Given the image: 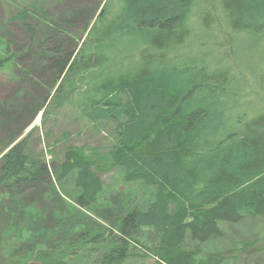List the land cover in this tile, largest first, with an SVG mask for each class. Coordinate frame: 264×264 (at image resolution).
Instances as JSON below:
<instances>
[{
	"label": "trees",
	"instance_id": "trees-1",
	"mask_svg": "<svg viewBox=\"0 0 264 264\" xmlns=\"http://www.w3.org/2000/svg\"><path fill=\"white\" fill-rule=\"evenodd\" d=\"M62 1L0 0V74L28 79L51 62L59 84L43 124L70 107L94 131L113 123L115 141L80 148L65 132L46 150L61 144V157L46 163L30 133L0 160V264H236L249 255L248 243L229 254L199 246L221 239V224L264 219V0H100L83 24L84 11H54ZM116 171L151 189V202L123 213L101 206L102 176Z\"/></svg>",
	"mask_w": 264,
	"mask_h": 264
},
{
	"label": "rangeland",
	"instance_id": "rangeland-1",
	"mask_svg": "<svg viewBox=\"0 0 264 264\" xmlns=\"http://www.w3.org/2000/svg\"><path fill=\"white\" fill-rule=\"evenodd\" d=\"M99 1L63 0L55 5L54 11L59 13L70 11L67 12L68 14H73L77 10L84 11V15H86L78 20L79 24H83L84 19L88 20L93 15L96 17L101 12L103 5L100 3L98 5ZM0 17H2L1 8ZM12 31H15L17 42L20 43L22 33L18 28H12ZM31 57L32 59L35 58L34 54L31 53ZM49 63L51 62H47L46 71H42V64H40L35 72H31V76L28 79L23 78L18 70L0 74V160L30 133L32 135L29 139L31 148L38 153H43L46 163L61 157L60 153L63 149L61 144L56 147L53 155L46 150L50 149L49 151H51L53 146L48 147L47 145H53L65 132L70 134V144L80 148L87 146L106 149L114 143L116 126L113 123H101L98 125L99 127H96L97 131H94L93 124L81 118L79 113L70 107H65L60 111L54 110L47 116L46 123L43 124L45 110L48 108L49 101L59 84L51 86L54 73L52 69H48ZM29 81L32 83L35 81L34 87L31 86ZM48 92L49 96L46 95ZM9 100L12 101V107L8 110L1 109L3 103L11 102ZM47 133L48 137L45 136ZM102 180L104 183V195L100 197V205L102 206L107 202L112 203L116 209L115 213H123L134 204L142 206L151 202L152 190L141 184L126 183L121 171L102 176ZM7 205V201H4L0 204V207H7ZM97 209L104 213L101 209ZM97 209L95 211L98 214ZM7 226V221L0 216V231ZM220 228L223 233L222 238L199 246L203 252L229 254L238 245L248 243L253 245L252 250L249 255H238L236 264H264V251L259 250L264 244V219H245L237 226L221 224ZM2 239V235H0V244ZM141 240H147L148 244L152 245L157 243L158 236L154 233L144 232ZM186 245L193 247L196 244L187 240ZM139 261L154 264L151 258L146 257L140 260H132L129 264H137Z\"/></svg>",
	"mask_w": 264,
	"mask_h": 264
}]
</instances>
